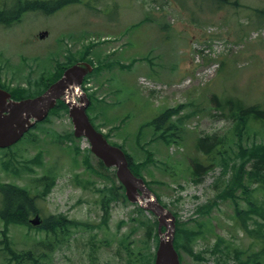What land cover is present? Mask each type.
I'll return each instance as SVG.
<instances>
[{
	"label": "rangeland",
	"instance_id": "rangeland-1",
	"mask_svg": "<svg viewBox=\"0 0 264 264\" xmlns=\"http://www.w3.org/2000/svg\"><path fill=\"white\" fill-rule=\"evenodd\" d=\"M15 1L0 0V6ZM233 1L70 0L56 11L50 6L22 10L18 22L0 23V83L5 86L24 85L27 76L41 72L48 80L54 63L65 62L69 51L99 61L98 71L85 81L93 121L136 162L144 161V149L152 153L142 175L178 227L210 221L211 231L196 238L191 252L180 249L182 264H239L223 245L222 252L212 251L216 235L229 241L230 250L258 249L235 220L233 200L220 196L238 165L251 163L247 153L241 158L239 145L264 141V123L252 121L248 133L233 137L225 112L213 107L217 96L264 108V17L255 15L256 9L264 10V0ZM170 107L177 108L172 120L179 121L174 137L182 138L180 144L153 138L158 136L153 121ZM48 117L32 129L31 140L21 138L12 148L0 149V188L6 183L27 188L44 221L64 215L78 224L65 233L47 232L27 221L5 226L0 218V240L5 235L18 253L32 249L34 264H142L139 257L152 252L153 242L147 248L140 221L154 216L137 215L132 204L120 199H110L104 213L99 200L118 184L113 168L97 164L84 138H67L72 131L67 114ZM213 134L225 147V165L218 161L193 182L190 160L201 155L196 137ZM38 153L40 165L32 163ZM170 166L171 176L161 170ZM48 168L55 181L41 194L44 187L35 178L48 174ZM233 192L237 207H245L241 188ZM253 195L264 197L260 191ZM1 198L0 193V210ZM247 224L252 227L250 220ZM2 247L0 264H5Z\"/></svg>",
	"mask_w": 264,
	"mask_h": 264
},
{
	"label": "trees",
	"instance_id": "trees-1",
	"mask_svg": "<svg viewBox=\"0 0 264 264\" xmlns=\"http://www.w3.org/2000/svg\"><path fill=\"white\" fill-rule=\"evenodd\" d=\"M70 0H24L20 2L19 0L15 1L14 3L8 4L4 3L0 6V23L3 25H10L13 21L20 18L21 14L20 11L22 10H31L34 8L37 9H44L42 6H50L52 10H57L62 5L64 6ZM213 2L217 1L219 4L223 2H229V0H212ZM50 3V5H49ZM233 4L236 3V0L232 2ZM256 14L258 18L264 17V10L263 9H256ZM88 52V49L86 50ZM70 51L67 52L65 55V62L57 63L55 62L54 67L52 68V76L47 80L44 78V75L39 76L38 78L29 81L27 80L28 84L26 86L22 85H15V86H5L0 83V86L9 90L10 95L14 99L24 98L28 96H34L43 92L46 86L54 79L58 78L64 67L70 65L76 60L86 58L84 55L76 58L72 55ZM90 61V60H89ZM91 62V61H90ZM95 73L98 71L97 68L94 69ZM88 93V96L91 97L92 95ZM213 100V107L215 109H219L220 113H224L226 115L228 122L231 123L232 127L229 130L230 136H241V133L244 131L248 133L251 130L252 121L255 123H264V108L261 109L259 105L252 104L251 105H244L240 99L237 97H228L226 99H218L217 96L212 97ZM66 110V106L64 105L63 101L59 100L55 103V107L52 110L53 113L61 112ZM177 113V108H167L166 110L160 112L157 118L153 121L156 133L158 132V136L162 139L166 145L170 143L180 144L179 141H182V138L174 137L176 132L179 129L177 126V122L179 123L178 119L172 120V116ZM46 121H43L44 123ZM41 123V124H42ZM41 129V128H40ZM181 133V130H180ZM71 136V133L68 134ZM179 135V134H178ZM28 140L32 139V133H28ZM221 141H219V137H216L215 134L213 135H202L196 137L195 140V148L201 154L196 156L195 158L191 159L190 163V177L194 181L200 180L201 175L205 174V171H208L213 168L214 164L218 161L219 163L225 165V160L223 159V155L225 153V147H221ZM146 151V156L144 161L136 162L132 156L126 152V157L129 162V167L133 171L135 175L144 177L141 172V168H143L146 164L151 161V154L148 150ZM247 153V157L249 158L248 161H251L250 165L244 167L243 161L238 165V167L231 173L228 180H226V187L225 190L221 193L220 196H227L234 202L233 208H235V220L239 221V226L247 233L251 238H253L254 242H257L258 249L256 251L248 252L239 249L238 247H234L232 250L229 249V241L225 240L222 236L216 235L214 243L212 245L213 252H222L219 249V246L223 245L225 248V252L227 255H231L239 261V264H262L264 261V197L259 198L258 195H253L256 191H260L264 193V141H260L258 143H249L245 148L239 145V154L241 158H245ZM247 161V160H246ZM245 161V162H246ZM31 162V161H30ZM41 156L35 154V157L32 161L34 164H40ZM98 162L97 164H99ZM102 168L103 166L99 164ZM170 167L161 168L164 173L170 175ZM52 172V171H51ZM97 174L102 175L101 172H97ZM171 176V175H170ZM53 176L48 173L47 175H43L40 178H35L39 184H42L44 187L42 194H44L47 190H49L53 184ZM113 180V178H112ZM147 182V180H146ZM148 183V182H147ZM237 187L241 188V192L243 193L244 198L246 200L245 207H237V203L234 198L238 197L233 192V189ZM0 193L2 194V208L0 210V218L7 222H14V223H23L27 219V215L30 213L37 212L36 206L33 204V200L29 190L25 187H21L12 183H6L0 188ZM107 193V194H106ZM120 199L127 203L125 200V195L123 192V188L118 182V184L110 188L108 192H104L102 195V206L104 207V213H108L106 208L109 199ZM137 215H144V210L141 209L137 204H134V211ZM151 214V213H150ZM7 220V221H6ZM131 220H135V217H132ZM247 220L252 222V227H249L247 224ZM141 224L145 226V236L148 243V247H150L151 242L155 245L157 239L156 233V219H149L145 217ZM148 222V223H146ZM175 223V222H174ZM73 225L74 222L65 219L61 216L54 217L50 216L47 218L44 224H42V229L49 232H54L56 229H59L62 233L67 232L65 228L69 225ZM211 224L209 219L198 223L195 227L191 228H180L175 223V234L173 240V247L180 252V249H184L185 251L191 252L193 244L196 238L203 236L204 233H208L211 231ZM3 240H0V244L3 245L2 252L7 256L5 259V264H9L11 261L21 262L24 263L26 260H30V262L37 263L36 257H34L32 250L23 252H16L12 246L9 239L5 235ZM143 243V242H142ZM47 244V243H46ZM33 252V251H32ZM132 252V251H131ZM133 253V252H132ZM179 258L181 256L179 255ZM142 264H153V252H148V256L143 254L139 257Z\"/></svg>",
	"mask_w": 264,
	"mask_h": 264
},
{
	"label": "water",
	"instance_id": "water-1",
	"mask_svg": "<svg viewBox=\"0 0 264 264\" xmlns=\"http://www.w3.org/2000/svg\"><path fill=\"white\" fill-rule=\"evenodd\" d=\"M91 69L86 61L76 62L66 67L62 75L50 83L43 93L19 100H13L9 92L0 87V147L16 142L33 122L46 116L57 99H62L68 107L74 135L86 137L91 152L100 158L104 165L115 167V176L123 186L128 200L137 202L142 208L156 215L159 241L154 264H181L173 247L175 217L159 203L144 180L131 172L122 149L105 140V136L93 127L86 116L85 110L89 100L86 93L81 91V83L84 75ZM29 221L36 224L39 219L35 216ZM162 226L164 231L161 230Z\"/></svg>",
	"mask_w": 264,
	"mask_h": 264
}]
</instances>
